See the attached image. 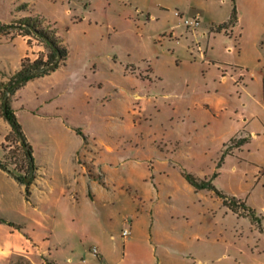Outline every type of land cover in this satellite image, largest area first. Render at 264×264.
Listing matches in <instances>:
<instances>
[{"label":"rangeland","instance_id":"obj_1","mask_svg":"<svg viewBox=\"0 0 264 264\" xmlns=\"http://www.w3.org/2000/svg\"><path fill=\"white\" fill-rule=\"evenodd\" d=\"M26 18L67 58L12 92L48 49L0 32V264H264L256 218L220 196L248 198L243 158L264 174V0H0L1 25Z\"/></svg>","mask_w":264,"mask_h":264},{"label":"trees","instance_id":"obj_2","mask_svg":"<svg viewBox=\"0 0 264 264\" xmlns=\"http://www.w3.org/2000/svg\"><path fill=\"white\" fill-rule=\"evenodd\" d=\"M237 21V7L234 5L229 19L227 22H224L222 25H220V29L226 28L229 25L234 26ZM40 26L41 25L38 21L31 18L20 19L19 24L11 26L0 24V32H3L7 28L11 27L19 29L22 36L35 37L42 41L45 47L48 49L46 60L40 58L30 63H26L25 61L21 62L20 69L14 72L8 83V87L12 89V92L25 86L30 80L49 74L51 71L58 68V66L67 58V51L61 41H59L50 32L44 30ZM5 117L10 121L13 128L19 129V125L12 114L5 112ZM0 167H2L1 162ZM20 181L22 180L20 179ZM220 196L223 198L224 204H228L233 211L238 212V207H235L233 204L227 202L228 198L226 196L221 194Z\"/></svg>","mask_w":264,"mask_h":264},{"label":"crops","instance_id":"obj_3","mask_svg":"<svg viewBox=\"0 0 264 264\" xmlns=\"http://www.w3.org/2000/svg\"><path fill=\"white\" fill-rule=\"evenodd\" d=\"M235 134L236 135L232 138H237L238 142L234 145L235 147H233V149H231L230 151H227V152L221 151L222 152V155H221L222 162L225 161V159H227V157L230 155H235L236 153L243 152L246 147H248L249 145H251L254 141H256L258 139L257 134H255L253 130H251L250 133H248L245 130L242 133L237 132ZM229 143H230V140L227 142V146H229ZM223 147H225V146H223ZM250 157H252V156H250ZM250 157L243 158V159H245V161H248L250 164L255 165V168H254L255 174H254V177L252 178L253 180L251 179L252 183H254V184H252L251 192L249 193L248 198L244 200L240 196H237L235 194L234 195H227V194H224L223 192L220 194L226 196L228 199L230 197L236 199L240 203L239 209L243 208L244 210H246L248 212L251 211L253 216L257 220V222H255V223L257 225H259V228L262 229L261 234L264 235V227L262 226V223H264V182H263L264 181V174H262L263 171L261 169L262 167L259 166V162L252 160ZM261 183H263L262 189L260 188V185H259ZM256 190L261 193V197L263 199L262 203L261 202L259 203L255 200H251L249 198L250 195H253ZM256 207H261V209H258ZM233 212L237 213L235 211H233ZM11 252H12V248H10L9 245H0V255L11 254Z\"/></svg>","mask_w":264,"mask_h":264},{"label":"built area","instance_id":"obj_4","mask_svg":"<svg viewBox=\"0 0 264 264\" xmlns=\"http://www.w3.org/2000/svg\"><path fill=\"white\" fill-rule=\"evenodd\" d=\"M184 22H185V25H187L189 27H197L200 24V20L198 17H193L192 19H186ZM123 234L127 235L128 230L123 231Z\"/></svg>","mask_w":264,"mask_h":264},{"label":"water","instance_id":"obj_5","mask_svg":"<svg viewBox=\"0 0 264 264\" xmlns=\"http://www.w3.org/2000/svg\"><path fill=\"white\" fill-rule=\"evenodd\" d=\"M31 179H32V174H31V175H29L27 178H25V181H26V182H30V181H31Z\"/></svg>","mask_w":264,"mask_h":264}]
</instances>
